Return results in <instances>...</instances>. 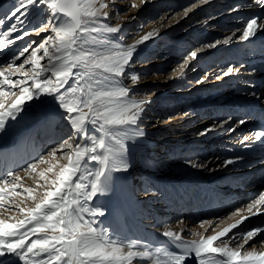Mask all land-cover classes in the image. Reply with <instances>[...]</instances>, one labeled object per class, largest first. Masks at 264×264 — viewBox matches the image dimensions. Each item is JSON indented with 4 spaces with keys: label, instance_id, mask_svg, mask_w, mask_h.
Listing matches in <instances>:
<instances>
[{
    "label": "snow or ice",
    "instance_id": "6c2138e0",
    "mask_svg": "<svg viewBox=\"0 0 264 264\" xmlns=\"http://www.w3.org/2000/svg\"><path fill=\"white\" fill-rule=\"evenodd\" d=\"M210 2L198 0L199 5ZM145 3L147 0H132L126 10H139ZM246 7L264 9V0H251ZM192 8L184 9L182 15L186 17ZM237 11L239 6L229 9ZM113 12L115 24L111 22ZM35 17L39 19L33 23ZM174 18L160 16V27L125 43L124 16L115 8V0H12L0 15V55L17 41L47 33L35 47L36 42L30 41L0 64V134L10 122L21 118L32 102L43 104L48 97L56 102L51 115H58L70 130L46 155L38 154L22 168L33 177L35 187L25 186L15 170L0 174V264H187L189 258L197 264H264V239L258 241L259 248L246 247L264 234V225L233 233L251 216L264 215V192L246 209H236L233 215L239 218L219 231L211 221H204L201 227L208 224L213 234L165 225L160 235L174 245L172 249L139 238H120L100 226L98 218L105 212L94 200L118 196L123 178L119 174L132 168L139 141L148 135L141 124L151 100L137 98L134 86L140 83L141 74L134 70L135 57L141 46L160 36L164 22ZM261 32L264 16L244 19L223 39L201 41L190 49L172 70V77H182L201 53L234 40L251 42ZM243 67L229 62L215 78L238 74ZM250 95L256 97L257 93ZM48 120L45 115L44 121ZM233 123L244 125L246 120L234 121L229 115L199 134L214 129L234 131ZM239 143L250 153L258 145L260 156L215 157L218 168L264 164V124ZM185 163L194 169L215 170L209 162L189 159ZM245 211L249 215H244Z\"/></svg>",
    "mask_w": 264,
    "mask_h": 264
},
{
    "label": "rangeland",
    "instance_id": "374dc122",
    "mask_svg": "<svg viewBox=\"0 0 264 264\" xmlns=\"http://www.w3.org/2000/svg\"><path fill=\"white\" fill-rule=\"evenodd\" d=\"M185 1L186 0H147V3L144 4L143 8L145 14L141 18L142 21L133 23L132 26L124 27L122 29L124 42L132 43L134 39L139 38L140 35H143L155 27H160L161 22L158 19L160 16L167 15L169 17H175L174 19L164 22L160 36L154 41L148 42L145 46H141L139 55L135 57L136 63L134 70L141 74L140 83L134 86L137 98H149L151 100L141 124V127L145 129L148 135L139 141L140 146L136 149L132 159V164H135V167L132 168V173L122 174L124 176H122L123 178L129 179L128 181L131 182V186H133L136 194L134 197L130 198L124 193H122L121 196H111V194H109L108 197L100 196L94 200V204L103 206V210L105 212L103 217L107 214L112 216L115 214L112 221L115 227L119 230H122V227H124L125 233L130 234L129 236L119 234L121 236L120 238L125 237L129 239V237L135 238V236H139L134 224L127 221V212L135 218V222L145 218V213L150 211L149 207L146 206L148 197L152 194H160L159 190L156 188L157 183L154 181L162 182L167 177H176L178 178L176 181H180L189 176L188 174H191L192 169L193 172L198 175H205L201 178L205 180L208 179L206 174H202V169H194L191 166L188 167V164H186L185 161L191 159L196 162L204 161L210 163V159L214 153L216 154V157L223 160L227 158L229 151H231L233 147H236V144H231L232 141H235L237 145H239V141L244 135H246L247 132L257 130L260 126V123L258 124L252 115L253 111L256 112L253 105L249 101L252 86L251 83L244 82V80L247 79L245 76L239 77L238 82H232L227 86V89L222 90L219 88L221 85L220 80H217L214 75L206 84L197 83V80H202L204 82V77L207 76L206 74H208V71H215L220 67H224L229 62L239 65L243 64V61L250 60L245 52L241 53V41L234 40L233 43L235 46L233 47L226 46L224 48H219L218 50L213 49L203 52L204 55L202 58L205 63L199 62V59L190 62L188 67H192L189 69L190 71H188L187 68L185 70V74L191 75L195 71H193V69H199L200 67L205 68L204 71L200 70L196 74V78L186 80L183 76L178 78L172 77V70L178 68L179 64L183 62V58L190 49L198 47L201 41L223 39L224 36L231 34L233 29L240 26L244 20H242L239 15L241 11L236 14L238 16L235 15L236 17H228L229 15H226V12L229 11L230 8L238 6L237 3L239 0H232L231 3L227 0H216V2L213 3H215L217 7H214V5L213 7H208L206 4L203 6V9H198L194 12V8H192V6L194 4L197 5L198 0H188V2ZM119 2H122L123 5L116 3L115 8L121 11L125 18L132 16V11L135 9L130 11L126 10V7L130 5L132 0H119ZM136 2H139V0H136ZM11 3L12 0H0V15L7 11L8 7L11 6ZM186 8H192V11L184 17L182 14ZM177 13H180V15H177ZM112 16L113 19L111 22L115 24L117 22L115 20V12L112 13ZM180 17L182 19H180ZM38 19L39 17H35L33 19V23L37 22ZM232 19L234 20L232 21ZM177 21L179 22L177 23ZM205 21L207 22L206 26L208 30H205L206 32H199L200 25H202ZM139 23L140 26L138 25ZM141 25H143L142 30ZM168 28H170L169 30L171 31V35H168L165 38L164 31ZM45 35H47V33H42L39 36L33 34L30 37L25 38L24 41L18 43L19 47H17L11 55L23 48L30 41L36 42V44L33 45L35 47L42 42ZM234 50L235 52H231ZM219 52H222L223 55L214 57L211 60H206V58H210L211 55ZM45 62L46 61H43V63ZM17 63H19V61ZM195 66H197V68H195ZM214 81L217 82L214 86H205ZM125 84L131 85V81L125 80ZM238 88L240 92L238 91ZM262 88L263 86H261L260 90ZM183 91L186 94L183 93ZM49 99L52 100L51 97H48L45 99L44 103L48 102ZM212 103L220 106L219 108L222 109L218 118L215 114H212L211 116L208 111L198 113V105L199 107L204 106L205 108ZM245 103L247 106H245ZM43 104L38 101L32 102L29 110L22 114L21 118H18L17 121H13L12 123L10 122L7 126V130L3 134H0V144H8L13 139H15L13 142L16 143L19 139H16V134L21 127L19 123L26 118V115L29 116L33 114L32 116L34 117L27 122L29 132L26 134L27 136L24 139L25 146L28 147L29 144L31 145V140H35V138L40 135L41 130L48 126L44 121V116L38 117L37 115H34V110H40ZM185 113L190 115L187 116ZM229 115L233 117L234 121L244 118L246 123L244 125L233 123V125L236 126L235 131H226L224 133L223 140H214V146L216 145V147L206 150L201 149V145L205 144L207 139L199 133L206 127H210L214 121L219 122L222 119L227 118ZM186 119L189 120L185 121ZM183 126L189 128L195 133H198L199 136L195 140L196 145L189 149L190 152L192 151V155L189 157L184 156V147H179L177 146L178 144L174 142L177 137L180 138L179 136L183 134V132H180ZM55 128H57V125ZM57 131L61 132L60 134L62 137L70 130L65 122V124L60 126ZM59 138H57V140H59ZM146 139L155 140V143H144L143 140ZM226 140L227 142H230V144H227ZM55 142L48 143V147L43 148L46 149V151H43L42 149L38 152V154L46 155L50 146ZM179 149L181 150L180 152H178ZM251 153L253 155H257L260 152L259 149H256L255 152ZM29 162H32V160ZM25 166L26 165H23V167ZM23 167L15 169V171L19 172L23 178L22 183L25 186L35 187L33 177L24 173L22 171ZM244 167V170L246 171L250 169L246 166ZM216 168L218 169L217 166L214 167L215 170H217ZM142 169L144 170L142 171ZM144 176H146V178ZM261 177H264V171L257 176L259 179ZM123 178L121 180H123ZM253 184L254 182L249 180L245 181L244 184H241L240 181H231L230 178L223 179V181H221L218 185L219 189L215 190L213 193V198H217H215L216 203L214 208H210V216L198 218L196 215L192 213L190 214L194 220L196 219L191 225L193 226L192 228L202 229L206 227V229H208L210 228L208 224H204L203 227H201V224H203L204 221H212L216 219L215 224H213L215 229L225 224L216 229V231H219L228 224L235 222L233 219L238 216L233 215V212L238 208L246 209L248 203L256 198L259 193L264 192V186L258 187V189L255 186V189H257L256 191L246 188V186L250 187ZM146 189L147 192L145 191ZM195 191L196 190H193V193H195ZM163 192L167 193L165 198L169 200L172 193H170V191L166 192L165 190ZM227 193H229L228 196H226ZM26 204L28 206H32L31 201H26ZM229 207L230 211L225 212L226 208ZM184 214L185 216L182 217ZM186 214H188V211H184L182 215H174L171 218L172 224L177 225L180 220L187 221L188 216ZM3 215L8 216L10 213H3ZM101 218L102 217H99L98 219L101 220ZM151 221L155 222L154 218L151 219ZM245 223L246 224L242 226V229L238 230L242 232L256 226L263 225L264 220L258 216H252L245 221ZM208 233L209 235L211 233L213 234L212 229L209 230ZM232 234L233 233H231V235ZM260 236L264 239V234H261ZM255 242L258 243V241H253L246 247H261V245L256 244ZM187 264H197V262L193 260L187 262Z\"/></svg>",
    "mask_w": 264,
    "mask_h": 264
},
{
    "label": "bare ground",
    "instance_id": "6f19581e",
    "mask_svg": "<svg viewBox=\"0 0 264 264\" xmlns=\"http://www.w3.org/2000/svg\"><path fill=\"white\" fill-rule=\"evenodd\" d=\"M227 1H229L230 3L232 2V0H227ZM185 2H188V0H186ZM211 2L212 3H209L206 6L213 7L214 5V7H217V5L213 3V2H216V0H211ZM249 2H251V0H239V2L237 3L239 6V11L237 12L227 11L226 15H229L228 17L230 16L232 17L241 11L239 15L241 16L242 20L250 16H258V17L264 16V9H261L259 7H253L251 9H248L246 5ZM116 3L119 5H123V3L119 2V0H115V4ZM203 6L204 5L197 4V6L194 7L193 12L198 9H203ZM143 8H144V5H142V7L139 10L132 11V16L135 15L137 17L135 20L124 17V21H123L124 27H129V26H132L133 23L141 22L142 21L141 18L145 14V11L143 10ZM181 17L180 19H182ZM115 20L117 21V18ZM233 20L234 19H232V21ZM206 24L207 22H204L202 25H200L199 32H206L205 30H208ZM138 25L140 26V23ZM169 29L170 28L164 31L165 38L168 35H171V31ZM238 34L239 33H237V35ZM19 42L21 41H17L16 42L17 45H12L9 47V49L5 50L4 53L6 54L3 53L4 55L2 54L0 56V63H2L3 61L7 60L10 57L11 53L17 47H19L18 45ZM226 46L233 47L235 46V44L233 42L227 45L221 44L218 48H216V50H218L219 48H224ZM240 47H241L240 48L241 53L245 52L246 55L250 58V60L243 61L244 67L241 69V71L238 74L222 78L220 80L221 85L219 86V88H221V90L227 89V86L229 84H231L232 82H238L239 77L245 76L247 79H245L244 82L251 83V86H252L250 93L251 92L257 93L256 97H253L252 95H250L249 101L253 105V108L256 110V112L255 111L252 112V115L254 116L258 124L260 123L259 125H261V124H264V119H262V116H264V53L261 52V48L264 47V32L259 33L258 36L253 38L251 42H242ZM231 52H235V50ZM203 55L204 53H201L198 57L199 62L201 63H205L202 58ZM220 55H223V53L219 52L214 55H211V57L206 58V60H211L212 58L218 57ZM41 63H43V61ZM191 67L192 66L188 67V71H190L189 69ZM195 68H197V66H195ZM204 69H205L204 67H200L199 69H195L193 74L191 75L184 74L183 77L186 78V80H191L193 78H196L197 76L196 74L200 70L204 71ZM220 70H221V67L215 71L214 70L211 72L208 71V75L204 77L205 80L204 82H202V84H206L208 81H210V78L213 75L216 76V74H219ZM214 84H217V82L214 81V82H211V84H207L205 86L210 87L211 85L214 86ZM261 86H263V88L260 90ZM238 91L240 92L239 88H238ZM183 93L185 92L183 91ZM55 104L56 102L54 100L49 99L48 102L43 104L40 110H34L35 112L34 115H37L38 117H41V116L45 117V115L49 116L48 122H45L46 125L48 126H46L45 128L41 130L40 135L37 138H35L36 142L35 140H31V145L29 144L28 147L24 145V139L27 136L26 134H28L29 132L27 128V122L34 117L32 116L33 114H31L29 116L26 115V118L22 122L19 123L21 127L17 131V134H16L17 136L16 139L19 138L16 141V143L13 142L15 140L13 139L8 144L6 143L2 145L0 144V174H3L6 170H15V169L23 167V165H26L27 162L33 160V158L37 156L40 150H42L43 148H47L48 143L55 142L57 138L61 137V134H60L61 132L57 130L60 128V126H63L65 122L62 121L58 115L56 116L51 115V113L55 109ZM219 107L220 106H217L214 103H212L211 105L205 108L204 106L199 107L198 105L197 111L198 113L208 111L210 112L211 116L212 114H215L218 118L219 114H221L222 112V109H220ZM189 115L190 114H188L187 116ZM188 120L189 119H186L185 121H188ZM56 125H57V128H55ZM231 127L235 131L236 126L232 124ZM226 131L227 130L225 129H214L213 131L207 133L206 135H202L204 138L207 139V141L205 144L201 145V149L206 150V149H212L213 147H216V145L214 146L215 144L214 140H223L224 133ZM180 132H183V134L179 136L180 138L177 137L174 142L177 143L178 144L177 146L179 147L183 146L185 149L184 156L189 157L190 155H192V151L190 152L189 149H191L192 147L196 145L195 140L199 137L198 133L191 131L189 128L185 126L182 127ZM250 133L251 132H247L246 135ZM143 141L144 143H147V144L155 143V140H150V139H146ZM226 143L230 144V142H227V140H226ZM231 144L233 145L236 144V147H233L232 150L229 151L227 158H232L238 154H243L246 156H254L257 158L260 156V153L257 155H253L248 150H246L242 144L237 145L235 141H232ZM256 149H259L258 145L256 146ZM43 151H46V149H43ZM180 151L181 150L179 149L178 152ZM259 152H260V149H259ZM215 157H216V154L214 153L212 158L210 159L211 161L210 167L213 169L219 164V161L214 159ZM61 163H66V161L62 160ZM187 166L190 167V165H187ZM134 167H135V164H133L132 168ZM132 168L127 172L128 174L132 173ZM244 169L245 167L242 164L238 166H229L226 169L218 168L217 170H214V171H207V170L202 169V174H206V177H208V179L206 180L201 178L202 176H205V175H198L197 173H194L192 169L191 174L189 173L188 174L189 176H187L186 178H183L180 181H176V179H178L176 177H167L162 182L154 181L155 183H157L156 188L157 190H159L160 194L158 195L152 194L148 197L146 206L149 207L150 211L148 213H145L146 214L144 216L145 218L138 220L137 221L138 223H137L134 220L135 218L130 213L127 212V221L130 223L132 222L137 232L139 233V236L138 237L135 236V238H139L145 242H150L155 246H166L172 249L174 248V245L171 242L167 241V238H164L160 235V232L163 230L165 225L171 226L174 230H178L180 227H186L193 233H201L204 235H209L208 231L211 230V228H208L207 232H205L206 227L202 229L198 227H197L198 229L192 228L193 226L191 225L195 222L196 219L194 220V218L190 214L192 213L196 215L198 218L210 216V213H211L210 208L212 207L214 208L215 203H216L215 198H217V197L213 198V195H214L213 193L215 192V190L219 189L218 185L221 181H223V179L230 178L231 181L232 180L240 181L241 184H244L245 181L247 180L254 182L252 186L250 185H249L250 187L246 186L247 189H250L252 191H256L258 187L264 186V177H261L260 179L257 178V176L261 172L264 171V164L254 163L253 166L248 171ZM143 170L144 169H142V171ZM245 172H248V173H245ZM121 176L123 175L121 174ZM144 177L146 178V176ZM128 180L129 179L123 178V180L119 181V189H120L119 194H118L119 196H121L122 193L126 194L129 198L135 196L136 191H134L133 186H131V182ZM255 186L257 187V189H255ZM164 190L166 192L170 191V193H172L170 195L169 200L165 198L166 197L165 195H167V193L163 192ZM193 190H196L195 193H193ZM228 195L229 193H227L226 196ZM184 211H188V214H186L188 216V219L187 221H184L185 222L184 225H180V224L173 225L171 218L177 214L182 215ZM226 211H230V207L226 208L225 212ZM246 213L247 211H245L244 215H246ZM247 215L249 214L247 213ZM113 216L110 214H107L105 217H102L101 220H99L100 226L102 228H105L108 232L113 233L114 235H117L119 237H121L119 234L123 236L125 235L129 236L130 234L125 233L124 227H122V230H119L115 227V225L112 222ZM184 216L185 214L182 215V217ZM256 216L264 220V215H256ZM153 218L155 222L151 221V219ZM236 218L238 219L239 217H236ZM236 218H234L233 220H236ZM215 221L216 219L212 220L211 222L215 224ZM244 224L246 223L244 222ZM243 225L240 226L239 228L240 230L242 229ZM222 226H219L218 228ZM240 230H233V233H235L236 231H240ZM229 235H231V233ZM186 238L187 239H198L197 236H187ZM129 239H132V238L129 237ZM261 239H263V237L261 236L257 237V241ZM256 244H259V243H256ZM230 246H235V245H230ZM193 260L194 259L189 258L187 262H190Z\"/></svg>",
    "mask_w": 264,
    "mask_h": 264
}]
</instances>
